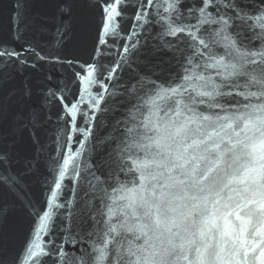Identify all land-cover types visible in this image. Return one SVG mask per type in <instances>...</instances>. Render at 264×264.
<instances>
[{
	"label": "snow or ice",
	"instance_id": "obj_1",
	"mask_svg": "<svg viewBox=\"0 0 264 264\" xmlns=\"http://www.w3.org/2000/svg\"><path fill=\"white\" fill-rule=\"evenodd\" d=\"M31 2L0 35V264H264V0Z\"/></svg>",
	"mask_w": 264,
	"mask_h": 264
},
{
	"label": "water",
	"instance_id": "obj_2",
	"mask_svg": "<svg viewBox=\"0 0 264 264\" xmlns=\"http://www.w3.org/2000/svg\"><path fill=\"white\" fill-rule=\"evenodd\" d=\"M14 3L13 0H0V35H2L5 41L11 40V33L9 31V23L10 17L14 16L15 13L13 11ZM55 12V7L51 3L45 2V0H32V2L28 5V15L31 20L36 15H39L41 18H50ZM79 12V9H77ZM71 46V43H70ZM6 71H14L13 69H8ZM22 150H24L27 154L31 155L30 147L25 140V142L21 145ZM80 148V145L75 142L69 143L65 151L71 150L75 155L76 151ZM90 151L86 153V155H90ZM79 160H83L84 157H78ZM37 169L32 176L29 177V184L31 187V196L30 198L34 199L37 207H43L45 198L48 196V192L45 188V181L50 179L48 175V167L49 162L46 157H41L37 160ZM74 173H70L66 176L64 183L69 187L72 186ZM67 195V193H65ZM5 200L10 199L7 192L3 193ZM12 224L13 229L10 237L6 240V244L10 250L9 259L11 256H14L16 253L22 250L26 240L32 234L33 228V218L29 216L22 210H17L12 213ZM41 238L47 239L44 232L40 233ZM37 243H41L40 240ZM39 251V249H36Z\"/></svg>",
	"mask_w": 264,
	"mask_h": 264
}]
</instances>
